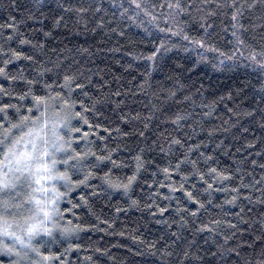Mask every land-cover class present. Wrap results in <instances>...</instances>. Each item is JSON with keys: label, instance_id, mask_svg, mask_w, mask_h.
Here are the masks:
<instances>
[{"label": "trees", "instance_id": "1", "mask_svg": "<svg viewBox=\"0 0 264 264\" xmlns=\"http://www.w3.org/2000/svg\"><path fill=\"white\" fill-rule=\"evenodd\" d=\"M176 2L0 0V25L11 23L13 17L17 21L14 29L0 27V68L5 70L0 74V88L8 92L0 91V104H15L21 114L36 116L35 109L27 112L33 107L32 95L56 97L59 93L76 102V111L94 125L89 128L79 118L73 119L72 127L81 129L71 133L76 151L111 155L116 161L114 166L110 160L97 161L89 155L76 168H68L71 182H58L54 219L59 227L54 242L45 237V246L53 253L70 249L63 255L65 264H168L169 258L161 253L175 252L193 239L201 248L226 244L237 249L240 257L233 256L229 264L245 260L255 264L258 259L262 245L256 237L264 228V204L259 202L264 200V128L260 127L264 121L259 110L253 116L246 113L258 108V97L264 94L259 92L264 73L248 59L253 48L264 47L260 40L264 29L245 33V45L240 46L227 17L209 19L214 28L205 35L200 28L202 14L196 10L202 0H179L184 12L168 7ZM244 23L249 26L247 19ZM20 39L30 43L21 44ZM201 39L203 47L194 43ZM13 51L21 57L15 58ZM65 75L75 76L84 87L73 85L69 96L68 89L61 87ZM24 93L28 97L20 100ZM60 104L59 98L49 101L50 137L52 121L63 116L56 109ZM81 104L89 111L84 112ZM177 114L184 119L173 123ZM3 117L0 113V120ZM8 119L17 122L14 109L8 111ZM140 131L143 136L138 135ZM12 134L19 136L21 130L13 129ZM62 134L69 138L66 128ZM174 139L181 145L173 144ZM138 155L143 165L139 171ZM184 156L197 162L195 170L191 164L176 170ZM209 168L231 179L219 182L206 175L212 184L206 192L207 184L196 170L207 173ZM57 169L65 170L59 164ZM89 173L85 183H77ZM106 173L113 183H127L134 173L136 180L127 190L112 188L104 182ZM21 191L23 199L29 190L24 186ZM186 192L205 205L195 217L189 213L199 204L189 201ZM234 195L236 202L227 203ZM213 220L219 224H212ZM204 225L213 231H196ZM60 228L71 231L61 236ZM3 264H9L8 260Z\"/></svg>", "mask_w": 264, "mask_h": 264}, {"label": "snow or ice", "instance_id": "2", "mask_svg": "<svg viewBox=\"0 0 264 264\" xmlns=\"http://www.w3.org/2000/svg\"><path fill=\"white\" fill-rule=\"evenodd\" d=\"M15 3V0H14ZM140 7V5H137ZM170 9H176L178 12H184L185 8L181 5L179 0L175 4H168ZM193 5H188V8H193ZM205 7H213L215 11H204ZM197 12H200L201 19L204 21L200 24V28L204 31L205 35H208L209 29L214 28V24L208 23L209 19H213L217 16L227 17L229 20V26L232 29L231 35L235 39L236 44L240 46L245 45L243 35L250 30H254L259 27L264 29V0H202L201 6L196 8ZM25 11H28L25 9ZM79 11H86V9H79ZM96 11H100L99 8ZM259 13V15H257ZM247 14V16H246ZM28 18L33 19L34 16L28 11ZM62 19V18H60ZM60 19L56 20V24H59ZM249 21V26H246L244 21ZM259 21V23H255ZM21 23L23 20L20 21ZM16 18H12V22L7 25H0V27H6L8 29L16 28ZM179 33H173L178 35ZM50 35V33H45ZM13 36L9 34L7 40H12ZM185 40H188V36H184ZM253 39H256L253 36ZM260 40L264 43V35L260 36ZM21 44L30 43L26 39H20ZM194 43L204 46V40H196ZM13 56L17 59L21 57V53L13 51ZM155 54H153L154 56ZM25 59L31 60V56H25ZM153 57H148L151 60ZM248 59L253 61L258 68L264 73V47L259 51L255 48L250 52ZM5 63H10L6 61ZM5 70L0 68V74H4ZM64 84L61 86L68 89L69 96L74 91L73 85L76 89H82L84 85L76 81L75 76H64ZM29 85H32L34 81H27ZM46 88L50 85H45ZM0 91H4L5 95L8 92L3 88ZM31 89H29V92ZM259 92L264 93V85L261 86ZM119 95V93H116ZM29 93H24L19 97L20 100H25ZM87 95V93H85ZM174 96L175 93H172ZM59 98L61 104L56 106L57 112L62 111L63 116L58 121H52L53 128L51 131V137L47 131L49 120L47 119V113L49 109V101ZM33 107H29L27 112L31 114L33 109L39 113V115L32 116L21 114L20 107L15 104L4 103L0 104V113H4V117L0 120V128H3V132L0 133V148L3 149V158L0 159V264H3L4 259H7L9 264H65L63 260L64 253L70 251L65 249L64 253L57 252L53 253L50 248L45 246V237H48L50 241H55L54 231L59 227L54 219L58 214L56 207V196L59 195L58 190L55 187L56 182L64 181L66 183L71 182V177L68 173V168H76L77 165L83 163V161L89 156H95V153L89 152H77L73 147L71 139V133H80L79 127H72L73 119L79 118L89 128L94 125L89 124L86 116L81 115V112L76 111V102L71 99H64L57 93L56 97L51 95H32L31 97ZM96 103H99L97 101ZM258 108H253L252 111L246 113L248 116H253L257 110L261 112V120L264 121V94L258 97ZM95 107V104L93 105ZM43 108V111L40 109ZM81 108L84 112L89 109ZM10 109L15 110V114L18 117L16 123H10L8 119V111ZM123 119V118H122ZM147 119H151L148 117ZM184 119L180 114H177L173 123ZM43 122L41 123V121ZM31 125V127L29 126ZM98 127V125L96 126ZM145 128L148 124L144 125ZM261 128H264V123L260 124ZM27 128L28 131H22ZM67 129L69 138L66 139L65 135L62 134V129ZM13 129L21 130L19 136H13ZM107 131V129H105ZM119 132V129H116ZM247 131V129H245ZM88 133H84V138L88 137ZM139 136H143L144 132H138ZM173 144L181 145L179 139H174ZM253 145H249L252 147ZM260 153H257L259 155ZM203 155V154H201ZM62 157V158H61ZM97 161L110 160L115 166L116 161L111 159V155L108 156H95ZM137 171L143 166L141 157L138 155ZM211 159V157L205 158ZM196 161L190 160L187 156H184L182 160H178L176 163V170L181 169L183 164H191L195 170ZM255 164V161H253ZM64 166V171H59L57 165ZM264 168V165H261ZM165 173L168 169H163ZM196 174L199 175L201 181L207 184L205 191H209L212 188V184H208L205 179L206 175H210L214 181L224 182L231 179V176L225 175L223 172H218L216 168H209L207 173L199 172L196 170ZM89 173L84 177L83 180L77 181V183L83 184L91 176ZM104 182L112 188H123L129 189L133 182L136 180L135 173L128 177L127 183H113L106 173L103 177ZM45 182H52V187H46ZM259 183V181H257ZM27 186L32 191L28 195L24 196L23 199H17L23 195L21 189ZM35 185L36 187H33ZM247 187V185H245ZM176 191V189H172ZM234 193L238 192V189H232ZM15 192V196L8 195L9 193ZM55 193L52 197H49V193ZM34 193L43 194L44 198H40ZM187 199L195 204H199V208L196 211H191L189 214L192 217L197 215L200 209L205 207L204 203L196 200L192 192H186ZM238 199L237 195H234L232 200L226 201L227 203L234 204ZM13 201H15L13 203ZM260 203L264 204V200H260ZM211 203V201H208ZM27 205H31L26 209ZM25 209L28 214H25ZM184 211H188L184 209ZM243 211V209L241 210ZM251 211V209H249ZM212 224H219V221L213 220ZM264 224V220L261 221ZM235 228L236 225H230ZM68 228H60L59 234L61 236H67L70 233ZM197 232L209 231L213 229L208 225H204L196 230ZM173 235H176L173 233ZM181 238L177 236V240ZM225 237V241H227ZM257 241L261 242V247L257 253L258 259L255 264H264V228H262L259 236L256 237ZM175 243V241L173 242ZM207 243V241H205ZM252 245H249L251 247ZM167 247V246H166ZM139 255V253H137ZM155 255V253H153ZM162 256L169 258L168 264H229L233 256L237 259L240 257V252L235 248L227 247L226 244H215L212 247L201 248L196 244L195 239L188 241L186 246L183 248H177L175 252L166 251L161 253ZM175 257L172 260V257ZM89 259H91L89 257ZM244 264H251V261H244Z\"/></svg>", "mask_w": 264, "mask_h": 264}, {"label": "rangeland", "instance_id": "3", "mask_svg": "<svg viewBox=\"0 0 264 264\" xmlns=\"http://www.w3.org/2000/svg\"><path fill=\"white\" fill-rule=\"evenodd\" d=\"M3 158V156L1 157V159ZM60 165V164H59ZM59 182V181H58ZM58 182H56V184H55V187H56V189L57 190H59V188H60V185L58 186ZM26 186V185H25ZM45 186L46 187H49V188H51L52 187V182H45ZM33 187H36L35 185H33ZM26 189H28L29 191H27V195L29 194V193H31V189L30 188H28L27 186H26ZM60 193V192H59ZM35 195H37V196H39L40 198H44L43 197V194H41V193H34ZM8 195H10V196H15L16 195V193L15 192H12V193H9ZM53 195H55V193H52V192H50L49 193V197H52ZM57 198V197H56ZM17 199H20V197H17ZM15 201H13V203H14ZM28 207H31V205H27V208ZM26 208V209H27ZM25 214H28L27 213V211L25 210ZM0 239H3V238H0Z\"/></svg>", "mask_w": 264, "mask_h": 264}]
</instances>
